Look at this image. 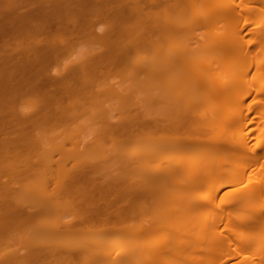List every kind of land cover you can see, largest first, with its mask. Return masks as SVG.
Listing matches in <instances>:
<instances>
[{"label":"bare ground","instance_id":"obj_1","mask_svg":"<svg viewBox=\"0 0 264 264\" xmlns=\"http://www.w3.org/2000/svg\"><path fill=\"white\" fill-rule=\"evenodd\" d=\"M263 135L264 0H0V264H264Z\"/></svg>","mask_w":264,"mask_h":264},{"label":"rangeland","instance_id":"obj_2","mask_svg":"<svg viewBox=\"0 0 264 264\" xmlns=\"http://www.w3.org/2000/svg\"><path fill=\"white\" fill-rule=\"evenodd\" d=\"M208 35H209V39H208V42H210L211 44H213V43H218L219 42V40H218V36H217V29L216 28H212V30L210 31V33H208ZM76 55V53H74V54H72L71 56L69 55V56H67V57H69V58H72V57H74ZM236 61H238V60H236ZM236 61H234V63L235 64H237L236 63ZM233 62V61H232ZM231 62V63H232ZM240 62V61H239ZM238 62V64H240ZM248 62H251V60H249L248 58H246L244 61H242V64L243 65H245L246 63H248ZM234 63H233V65H234ZM231 65V64H230ZM243 65L241 66V68H242V70H243ZM232 66V65H231ZM59 67V64L58 63H54L53 64V66H52V68L53 69H57ZM237 67V66H236ZM225 74H227V73H225ZM253 107H255V105H253ZM255 114H249L248 116H246L247 117V120H246V117L245 118H243V120H242V122H241V124L242 123H244V121L245 122H249V127H250V130L251 131H253L252 129H253V127L255 126V123L253 122V121H255ZM224 118H225V116H224ZM250 131V132H251ZM264 136V135H263ZM75 137V140L77 139V140H81V139H89L90 137H92V136H74ZM74 140V141H75ZM262 145V147H260ZM214 147V146H213ZM258 147L259 148H256L257 150H258V152H257V150H256V152H257V154H259V155H261L260 154V152L264 149V144H260V145H258ZM254 150V151H255ZM253 151V152H254ZM264 151V150H263ZM253 154H255V153H252L251 154V157L253 156ZM259 155H257L256 156V154L253 156L254 158L253 159H256ZM237 176H238V173L237 174H232L231 175V177L232 178H237ZM225 191V189L224 188H222L221 190H220V192H219V196L220 195H222V193ZM215 213H217V212H215ZM221 228V226L218 228V229H220ZM240 228L242 229L243 228V226H240ZM239 230V232H240V229H238ZM212 231H215V230H212ZM216 231H217V229H216ZM109 235H111V234H107V236H105V238H107ZM165 237H170V234L169 233H164L163 234ZM159 236H162L161 234L159 235ZM135 240H137V238H134ZM16 243L17 242V238L15 237H5L2 241H1V245H0V249L1 250H4V249H8L9 247H10V245L12 244L13 245V243ZM95 250V248H91V249H89V250H86V251H84V252H87V251H90V252H92V251H94ZM84 252H82L81 254H84ZM80 254V255H81ZM218 254V255H217ZM217 254H212L211 255V257H210V255L208 256V258H207V260H205V258L203 259L202 258V261H203V263L205 262L206 263V261L209 263V261H212V259L214 260V258L216 259V258H218V256L220 255V252H217ZM80 255H79V257H80ZM213 256H216V257H213ZM204 257H206V256H204ZM95 264H109V261H108V259H102V260H99V261H97V262H95Z\"/></svg>","mask_w":264,"mask_h":264}]
</instances>
